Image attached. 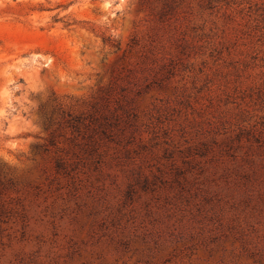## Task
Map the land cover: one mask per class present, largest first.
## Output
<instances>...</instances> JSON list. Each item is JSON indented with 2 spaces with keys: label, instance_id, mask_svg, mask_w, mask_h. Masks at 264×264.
<instances>
[{
  "label": "rangeland",
  "instance_id": "rangeland-1",
  "mask_svg": "<svg viewBox=\"0 0 264 264\" xmlns=\"http://www.w3.org/2000/svg\"><path fill=\"white\" fill-rule=\"evenodd\" d=\"M0 264H264V0H0Z\"/></svg>",
  "mask_w": 264,
  "mask_h": 264
}]
</instances>
